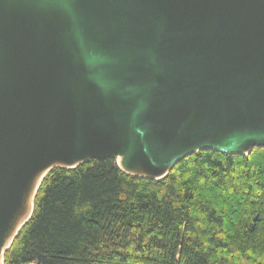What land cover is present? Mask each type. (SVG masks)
Returning <instances> with one entry per match:
<instances>
[{"label":"water","instance_id":"water-1","mask_svg":"<svg viewBox=\"0 0 264 264\" xmlns=\"http://www.w3.org/2000/svg\"><path fill=\"white\" fill-rule=\"evenodd\" d=\"M253 147L264 0H0V264L52 169L113 158L157 180Z\"/></svg>","mask_w":264,"mask_h":264},{"label":"trees","instance_id":"trees-1","mask_svg":"<svg viewBox=\"0 0 264 264\" xmlns=\"http://www.w3.org/2000/svg\"><path fill=\"white\" fill-rule=\"evenodd\" d=\"M264 264V147L201 150L163 178L55 168L4 264Z\"/></svg>","mask_w":264,"mask_h":264}]
</instances>
